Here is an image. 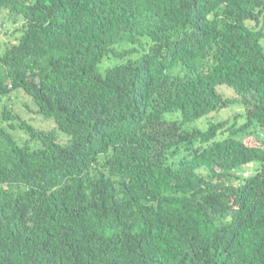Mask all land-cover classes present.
<instances>
[{
    "label": "trees",
    "instance_id": "16d2710c",
    "mask_svg": "<svg viewBox=\"0 0 264 264\" xmlns=\"http://www.w3.org/2000/svg\"><path fill=\"white\" fill-rule=\"evenodd\" d=\"M2 10L22 23L0 98L22 92L55 127L0 112V264H264V150L238 138L264 133V0Z\"/></svg>",
    "mask_w": 264,
    "mask_h": 264
},
{
    "label": "rangeland",
    "instance_id": "374dc122",
    "mask_svg": "<svg viewBox=\"0 0 264 264\" xmlns=\"http://www.w3.org/2000/svg\"><path fill=\"white\" fill-rule=\"evenodd\" d=\"M21 23H22L21 18H17V19L9 18L6 10H2L0 12V54L4 51L6 47L15 44L17 42V39L20 35L19 31H20ZM262 45L264 47V39L262 40ZM115 62L116 60L113 57H108L103 61L102 67H106ZM218 91L226 98L237 99V95L226 86H219ZM4 106H7L12 113H18L22 119L33 124L36 127L46 130L53 129L55 127L52 120L44 119L34 114L36 107L31 102V100L27 96H25L22 92L11 93L9 96L0 98V112ZM241 113H242L241 105H239L238 103H233L229 105L226 109H223L217 113L209 114L208 116L203 117L197 120L196 122L191 123L189 125V128L197 127L199 129H205L210 123H216L219 121H223L225 119H231L233 118V116L239 115ZM170 117L176 118L174 115ZM240 124H242L241 120L238 121L237 125ZM255 130L256 129H251L249 132L238 136V138L248 139L250 140L249 141L250 145L259 148L262 147V149L264 150V146L261 145V144L264 145V133ZM11 134L15 138H22V139L25 138L22 135V133L19 131L11 132ZM225 136L227 135L219 134L218 139L225 138ZM256 168L257 165L253 163L244 166L242 168L244 176L250 175L256 170Z\"/></svg>",
    "mask_w": 264,
    "mask_h": 264
}]
</instances>
